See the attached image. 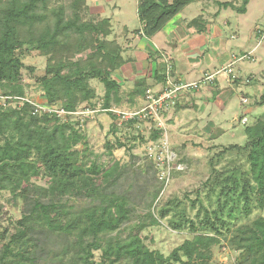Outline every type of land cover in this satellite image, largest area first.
Returning a JSON list of instances; mask_svg holds the SVG:
<instances>
[{
    "label": "trees",
    "instance_id": "trees-1",
    "mask_svg": "<svg viewBox=\"0 0 264 264\" xmlns=\"http://www.w3.org/2000/svg\"><path fill=\"white\" fill-rule=\"evenodd\" d=\"M191 1L137 0V33L153 37ZM248 2L218 3L244 13ZM206 25L199 14L186 21L184 28L201 34ZM112 34L110 18L92 13L87 0H0V190L8 191L14 200L28 201L13 230L0 232V264H218L214 251L223 245L236 252L233 264H264V216H251L254 210H264V117L244 124L243 144H220L210 157L219 161L235 153L223 169L211 161L203 186L209 196L215 194V207L210 208L211 200L205 205L201 189L196 188V197L189 199L192 209L197 206L194 217L187 214L182 201L160 208L156 216L151 207L160 188H145L147 211L139 216L131 194L117 189L125 167L115 160L106 164L91 157L78 120L36 112L27 101L18 104V98L25 96L37 101L23 84V69L34 71L23 59L35 51L45 58L44 73L35 79L42 88L38 99L66 110L92 105L97 96L90 81L95 79L103 86L102 106L121 107L118 75L131 57L116 38H110ZM152 56L149 52L148 57ZM153 77L158 88L163 86L165 68H156ZM145 80L138 79L126 92L127 108H136L140 92L143 96L146 88L155 86L140 89ZM2 97H9L5 104ZM263 104L264 89L251 106ZM238 118H246V111ZM111 123L113 132L144 126L137 119L121 128ZM148 135L157 140L161 132L153 130ZM115 143L123 145L118 139ZM105 144L111 154L114 144L108 140ZM79 198L86 204L71 203ZM170 212V227L189 229L191 236L162 256L145 244L141 232L158 225L159 218ZM54 238L62 242L56 251L49 245ZM96 251L99 258L94 262Z\"/></svg>",
    "mask_w": 264,
    "mask_h": 264
},
{
    "label": "rangeland",
    "instance_id": "rangeland-1",
    "mask_svg": "<svg viewBox=\"0 0 264 264\" xmlns=\"http://www.w3.org/2000/svg\"><path fill=\"white\" fill-rule=\"evenodd\" d=\"M219 1H232L238 6L242 0H192L169 23V26H176L177 22L174 21L177 18V20L181 19L180 22L178 21L181 26L180 23L199 14H202L209 23L213 22L216 27V34L209 38L211 41L206 38V45L214 53L216 59L210 60L209 57L205 56V58L202 56L199 58L187 57L185 48L190 39L188 37L177 39L173 32L166 34L164 28L150 39L140 37L137 33L140 28L137 16V0H87L92 13H99L102 17L110 18L113 28V34L110 38H116L125 51L130 48L128 46L130 45L133 53L139 52L137 44L140 42L144 44L143 51L150 52L153 49L149 44L151 40L152 43L156 44L158 50L161 49L158 54H153H160L161 56L163 54L164 60L171 61V65L175 64L176 71L173 68L171 72L186 82L200 78L202 74L195 70L198 67L214 72L227 66L236 56L239 57L250 52L251 48L254 47L250 57L237 60L232 65L233 73L238 78L237 83L227 81L223 74L216 75L215 83L220 86V92L212 91L214 98L208 99L207 108H203L202 111L198 110L197 103L189 109L187 114H191L195 119L201 118L199 121L194 120L199 122L198 124L189 122L182 125L181 122L182 126L180 125L178 128H168L169 146L176 155L173 163L175 165L180 163L182 169L172 168L168 172L166 168L155 165L152 160V164H150V160L145 157V154L152 139H149V132L144 126H140V128L125 127L113 132L111 117L106 112H101L86 122L83 132L89 150L93 152L91 157L97 156L99 161L106 162V164L115 160L125 167V173L120 179L117 189L125 190L131 194L139 216L147 211L145 188L149 191H153L157 187L160 188L151 207V212L156 216L160 208L171 206L174 201H182L181 205L186 206L187 214L194 217L197 206L192 209L189 206V199L196 197L194 193L196 188L201 189L200 199L203 203L209 205V200H211L210 208L215 207V194L209 196L207 189L203 186L204 181L211 173V161L217 168L223 169L224 166L230 164L228 160L234 158L235 153H228L225 159L219 161L211 160L210 157L214 152L220 150V144L226 145L233 142L243 144L245 141L244 124L264 117V104L257 107L251 106L252 100L258 98L264 89V71L259 77L255 73L260 68L264 69V0H249L246 5V13H239L231 7L225 8L218 3ZM227 20H229V24L224 23ZM123 27H126V32H124ZM243 45H246L245 49H243ZM207 47L204 44L199 49ZM23 61L26 65L34 68L33 72L23 69V84L26 90L37 101L44 102L45 99H38L42 88L35 79L44 73L45 58L34 51L26 55ZM162 65L165 66V64ZM249 79H251L250 82ZM150 83L149 80L143 81L140 89L145 88ZM90 84L96 90V99H101L103 95L102 84L95 79L91 80ZM121 84L123 101L120 108H127L130 104L126 92L132 88L133 82L125 80ZM141 93L143 92H140L135 99L136 107L144 104ZM219 93L222 95L216 101ZM242 96L248 98L246 103H242ZM224 99L228 100L226 105ZM243 110L246 111V118L239 121L238 117ZM142 136L145 138L144 140H142ZM116 139L123 144L121 147L116 145ZM107 140L114 144L111 154L107 152L105 144ZM78 147L81 148L82 146L79 145ZM243 160L242 158L238 161ZM148 165H151L152 168H149ZM155 167L157 169L154 172ZM35 182L41 185L45 184L43 179H35ZM27 202L23 199L14 200L8 191L0 190V232L4 228H7L8 231L13 230L14 223L21 216ZM71 203L77 206L84 205L86 200L82 198L72 199ZM259 214L264 216V210H254L251 216ZM172 215L173 213L170 212L167 217L159 218L158 225L149 226L141 232L145 244L150 249L159 251L162 256L168 255L184 239L191 236L189 229L178 231L170 227L168 221ZM2 243L3 240L0 239V247ZM61 244L60 239H51L50 249L56 251ZM235 256L234 250L230 249L228 245H223L215 248L213 260L218 264H233ZM98 258L99 251H96L93 261L97 262ZM40 264H44V262Z\"/></svg>",
    "mask_w": 264,
    "mask_h": 264
},
{
    "label": "built area",
    "instance_id": "built-area-1",
    "mask_svg": "<svg viewBox=\"0 0 264 264\" xmlns=\"http://www.w3.org/2000/svg\"><path fill=\"white\" fill-rule=\"evenodd\" d=\"M250 53L252 52L235 57V59L227 66L217 69L214 72H204L199 79L191 82H186L183 78L174 76L171 72L170 61L165 60L164 68L166 83L160 88H146L143 95L144 104L134 109L120 108L117 106L104 108L102 106V99L100 98L96 99L92 105H84L76 110H66L58 105H49L45 101L37 102L28 96L18 98V104H21L22 101H27L35 106L34 111L36 112L55 113L63 119L72 118L78 120L79 127L82 130L84 129L86 122L101 112H106L107 114H109V112L112 113L114 117H111V120L119 128L132 119L144 121V127L149 133L153 130L161 132V136L157 140H150L145 157L148 160H152L155 165H160L162 168H166L169 172L172 168L182 169L180 163L177 165L173 163V159L176 155L170 149L169 135L167 131L169 127L168 120L172 118L171 112L177 105L181 96L189 91L212 85L215 83L216 75L218 74L225 75L227 81L235 80L237 76L233 73V63L237 60H243L244 58L249 57ZM8 98L9 97H2L3 104H5L4 101ZM241 99L242 103L247 101L243 96ZM137 128H140V124H137Z\"/></svg>",
    "mask_w": 264,
    "mask_h": 264
},
{
    "label": "crops",
    "instance_id": "crops-1",
    "mask_svg": "<svg viewBox=\"0 0 264 264\" xmlns=\"http://www.w3.org/2000/svg\"><path fill=\"white\" fill-rule=\"evenodd\" d=\"M246 12H247V9H246V11L244 13H246ZM180 20H177V18L175 19L174 22H177L176 26H174V25L169 26V23H170V21H169L168 24L164 27V29H166L165 30L166 34H168L167 32H173L175 34V36L177 37V39L178 38L179 39H186L187 37L190 39L189 42L187 43V47L185 48L187 57H191V58L198 57L199 58L200 56H202V57L205 56V57H209L210 60L211 59H213V60L216 59L214 53L206 45V43H207V39L206 38L209 39L211 36L216 34L215 24L213 22L209 23L208 20L206 19L207 20V25H206L205 32L201 33V34H195V33L186 31V29L184 28V24H185L186 21H184L183 23H180L181 24V26H180L179 23H178V21L180 22ZM224 23L229 24V20L225 21ZM183 30L186 33H184ZM140 37H144V36H140ZM209 41H211V39H209ZM149 44L154 49V50L152 49L150 52L152 54L153 53H157L158 54L159 50H161V49L159 48V50H158V47L156 46V44L152 43L151 40H150ZM204 44H205V46L207 48L199 49ZM128 46L130 48L126 49V51L124 50V52H125V54L130 56L131 59L129 60V62H127L123 66L120 75H118L119 81L124 83L125 80H127V81H132L133 84H134L135 82H137L138 79L145 78L146 80L151 81L150 84L155 85L154 88H157V86H156L157 82H156V80H154L153 76H154V71H155L156 68L159 67V64H160L161 68L164 67L162 65V64H165V60L163 59L164 57H162L163 54H162V56L160 54L159 55L153 54L152 58H149L148 57V53L149 52L143 51V49H144V47H143L144 44L143 43L139 42V44H137L138 50H139V52H137V53H133L131 51L132 47L130 45H128ZM245 46L246 45H243V49H245ZM253 51H254V47L251 48L250 52L253 53ZM173 68L176 71L175 64H173ZM195 70L199 74H203L204 72H209L208 69H204V68H200V67H198ZM263 71H264V69H262V68L258 69V71L255 72L257 74L256 76H258V77L262 76ZM203 88L204 89H197V90L189 91V92H187V93H185L184 95L181 96V98L178 101V104L175 106V109H173L172 112H171L172 118L168 121V123H169V127L168 128H172V129H174L176 127L178 128L181 125V122H182V125H184L183 123L186 124V123H189V122L190 123L195 122L194 124H198L199 123L197 121L201 120V118H196L195 119L194 117L191 116V114H187L189 109H191L197 103L198 110L202 111L203 108H207V104L206 103H208L207 102L208 99L209 98H212V99L214 98V96L212 95L213 94L212 91H215V93L216 92H220V86L218 84H216V83H214L212 85L205 86ZM220 95H222V94L219 93V95L216 98V101L219 100L218 97ZM227 102H228V100L224 99V104L225 105H226ZM194 120H197V121H194ZM228 132H230V131H228Z\"/></svg>",
    "mask_w": 264,
    "mask_h": 264
}]
</instances>
